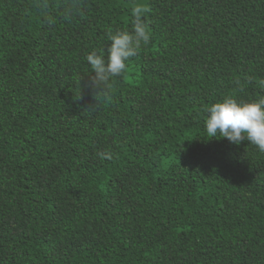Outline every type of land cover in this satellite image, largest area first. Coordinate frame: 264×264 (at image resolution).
Masks as SVG:
<instances>
[{"label":"trees","instance_id":"trees-1","mask_svg":"<svg viewBox=\"0 0 264 264\" xmlns=\"http://www.w3.org/2000/svg\"><path fill=\"white\" fill-rule=\"evenodd\" d=\"M56 2L0 0V264H264V154L204 111L264 98V0ZM136 6L151 44L94 107L86 57Z\"/></svg>","mask_w":264,"mask_h":264},{"label":"clouds","instance_id":"clouds-1","mask_svg":"<svg viewBox=\"0 0 264 264\" xmlns=\"http://www.w3.org/2000/svg\"><path fill=\"white\" fill-rule=\"evenodd\" d=\"M34 7L45 17L48 27L56 25L57 21L49 11L53 7V0H34ZM55 7L60 9V17L65 22L71 23L76 17L84 18V0H57ZM149 12L150 9L145 6L134 7L132 31H116L113 34L109 30L107 38L111 46L106 49V58L104 51L92 52L86 57L94 74L89 77L96 102L94 107L98 99L111 100L112 83L122 78L127 72L128 62L140 56L143 49L151 44L149 26L144 21ZM236 83L239 91L244 92L245 84L240 81ZM246 83L252 84L253 81L248 78ZM260 83L264 85V81ZM204 111L207 114V140L223 139L236 146L248 142L264 154V98L255 103H238L233 98H226L222 103L206 107ZM98 157L101 160L112 159L110 153H101Z\"/></svg>","mask_w":264,"mask_h":264}]
</instances>
